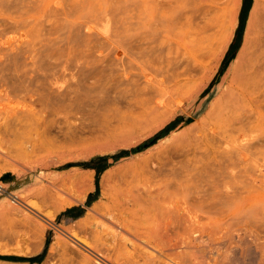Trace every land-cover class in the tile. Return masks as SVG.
<instances>
[{"label":"rangeland","instance_id":"1","mask_svg":"<svg viewBox=\"0 0 264 264\" xmlns=\"http://www.w3.org/2000/svg\"><path fill=\"white\" fill-rule=\"evenodd\" d=\"M225 1L211 0L209 2L210 5L215 3L214 6L221 7ZM234 1L228 0L224 16L220 20L218 16L215 19L211 15L214 18L213 26L207 31L208 33L206 32L207 39L204 38L205 40L201 41L191 37V42L187 38L184 39L189 44L191 54H182L183 47L174 42L169 46L167 43L154 46L155 44L150 42L149 33L155 27V23L160 26L163 13H166L168 17L171 16L174 22L175 17L178 16L177 23L175 22L179 24L178 26L188 18L191 26V2L183 3V0L182 2L181 0H0V254L31 257L41 253L44 247H47L39 263L0 259V264H42L43 262V264H82L83 262L98 264L99 258L112 264L111 262H115L119 255L121 258L117 259H121L119 262L122 264H127L132 256L136 264L149 262V264H167L163 262L165 261L164 252L160 254V257L157 254H153L155 257L152 254L147 256L138 243L137 248L131 249L130 242L126 238L128 236L123 233L125 232L123 230L117 231L116 223L119 225L123 223L127 227L126 230L131 227L130 224H133L138 233L139 230L145 235L154 233L150 235H155V238L151 237V239H157L154 240L158 241L157 247L167 250V254L172 250L175 251L173 254H176L175 246L179 241L178 237L180 239L182 231L191 227L189 225L191 218L187 216L185 210L192 208V210H264V72L260 75L262 79L255 86V95L251 101H231L233 107L237 108L232 107V112L226 111L228 114L231 112L230 120L226 116L228 120L225 118L224 123L219 122V126H214L215 129H205L211 120L207 113L210 102L218 95L220 76L224 74L229 62L234 59L235 52L243 40L253 2V0L242 2L240 16L238 13L240 25L238 28L235 26L234 29L231 18ZM260 2L261 0L252 11V19L254 22L257 21V24L252 21L250 37L264 40V4L261 8ZM221 13L223 12H220V15ZM149 19H151L150 22ZM253 25L256 26L253 27ZM160 34L157 32L154 35L160 37ZM230 38L226 53L216 67L215 74L209 83L202 86L201 78L206 68L214 67L223 45ZM133 55H137L135 57L139 58L138 61H145V64L149 66L153 65L154 70L159 66L156 71L157 78H154L158 82L150 79L151 83H149L150 80L142 83L143 86L140 85V88H137L138 91L141 90V93L136 96L132 94H135L136 90L132 92L129 90L130 93L126 92L119 98L109 96L110 98L103 99L101 96L100 98L85 96L83 90L89 85H98L108 78L111 79L114 73H123L124 71H119L121 67L119 64L127 63L128 65L131 59L135 58ZM72 58L74 62L71 61ZM114 60H117V63ZM261 61L264 64V57ZM188 69L196 70L191 76L187 73ZM123 70L126 71L123 74L136 71L129 70L128 67ZM74 72H76L75 75ZM116 74L112 80L126 78ZM184 77L196 83L181 89L169 103L159 107L150 119L152 120L156 115L160 118L170 113L167 114L170 117L165 124L153 131H148L146 128L139 129L142 125L138 128L135 124L139 112L150 106L151 101L156 97L163 96L164 93L165 95L172 93V90L174 92L182 87L183 83L180 82H183ZM147 82L148 85H144ZM125 83L122 85L125 86ZM178 83H180L179 86ZM129 84L131 83H128V86ZM171 86L176 89L172 88L170 91ZM74 94H77V97L80 94L82 99L76 100ZM94 97L96 99L92 100ZM258 107L260 110H257ZM158 117L156 116L155 119ZM167 124L169 125L164 128ZM161 129L163 130L160 134L163 136L174 130L172 134L176 135V138L183 140L191 138V141L189 140L188 144L176 151L173 149L174 139H160L163 137L161 136L143 150L130 151ZM201 130H204L206 134H201ZM208 132H210L209 135H207ZM241 134L246 135L242 137ZM223 138L231 140H226V144H222ZM224 146H228L226 149H231V152H228L229 150H226ZM217 147L219 150L216 149ZM125 150L127 153L114 157ZM227 154L234 155L231 157L235 158L231 159L227 157ZM99 156L105 157L103 160L108 164L99 174H96L93 168L76 164L95 160ZM69 157H73V160ZM227 158L231 162L235 160L232 164L235 163L236 171L234 167L232 170L228 169L237 176H235L236 179L239 178L235 181L237 183L233 178V185H243V188L239 187L236 198L228 199L225 204H221L218 202L224 198L215 197L218 192L212 190V182L205 175L215 168L212 167L217 160L231 164ZM61 159L65 161L54 166V163ZM44 163L49 166H43ZM70 163L73 165L67 166ZM40 166L47 168H42L47 172V174L44 172L47 176L50 171L61 173L72 166L77 167L78 173L72 175L64 184L58 182L53 186L34 176L42 171ZM224 178L218 183L232 180L228 177ZM90 185L98 190L97 201L101 202L103 208L95 212V216L91 214L93 212H89L88 217L78 221H68L60 216L59 213L63 207L84 198L93 188V186L89 187ZM102 187L105 193L101 191ZM202 190L206 193L203 192L207 198L206 202L200 201ZM211 191L212 193L209 194ZM14 194H18L19 197H15ZM219 194L224 195L222 191ZM43 211L53 213V216L46 218L42 215ZM60 227L66 229L72 227L75 230L73 236L68 233L69 229L64 231L60 230ZM122 227L125 229L124 226ZM55 238H57L56 241H54ZM165 243L168 244L165 246ZM50 244H54V248H50ZM235 247L237 248L238 245L226 251L221 249L217 256V263L240 264L233 259ZM246 247L245 244L240 245L237 251L245 260H249L245 251ZM84 253L91 256L88 261L83 258ZM128 264L131 262L129 261Z\"/></svg>","mask_w":264,"mask_h":264},{"label":"bare ground","instance_id":"2","mask_svg":"<svg viewBox=\"0 0 264 264\" xmlns=\"http://www.w3.org/2000/svg\"><path fill=\"white\" fill-rule=\"evenodd\" d=\"M152 1V0H151ZM183 0V3H190L191 2V26H190V22L188 20V18L184 19L183 22H181L180 26H178L176 23H177V18L178 16L175 17L176 19V23L174 22V20L172 21L173 18H171V16H167L166 13H163V15H161L163 17V19L160 21L159 25L158 26L156 23H155V27L151 29V32L149 33L151 35V43L153 42L155 45L154 46H159L160 43H167V45H171L172 42L176 43V44H180L182 47H183V52L182 54H191V51L189 50V44L186 43L184 41V39H188L189 42H191V37H195L196 39H201L202 40H205L207 39L206 37L208 36L206 34V32L213 26L212 24V21L213 19H217V16H218V20H220L221 17L224 16V11H225V5L228 3V0H226L224 2V5L221 6V7H217V6H214L216 5L215 3H211L210 5V2L211 0ZM210 1V2H209ZM234 1V0H233ZM148 2V1H147ZM182 2V0H181ZM209 2V3H208ZM214 2V1H213ZM232 2V1H231ZM230 4H233L231 3ZM241 2L242 0H235L234 3H235V6H234V10L232 11L233 14L231 15V18L233 20V25H234V29H235V26L237 24V20H238V13H239V9H240V6H241ZM146 3V2H145ZM170 3V2H168ZM257 3H259V0H253L252 2V5H251V12L249 13V16L247 18V24H246V28H245V32H244V37H243V40L240 44V46L238 47V49L236 50L235 52V55H234V59L231 60L228 64V66H226L225 70H224V74H222V76H220V79H219V82H218V88H219V92H218V95L215 96L211 102H210V106H209V109L207 111L208 115L211 117V120L208 124V126L205 128V129H210L213 130L214 126L218 125L219 122H225L227 117L228 119L230 120V117L229 114L232 112L231 110L234 108L236 109L235 107H233L231 101L235 100V101H238V100H246V101H251V99L253 98V96L255 95V86L257 84V82L259 80H261L262 78L260 77V75H262L261 73L264 72V64L262 63L261 59L264 57V40H260L259 38H254V37H250V28H251V24H253V19H252V11H254L255 7L257 6ZM261 8H263V4H264V1L261 0ZM155 5V4H154ZM170 5V4H169ZM179 4H177L178 6ZM182 5V4H181ZM180 5V7H181ZM213 5V6H212ZM176 6V7H177ZM231 6V5H230ZM263 6V7H262ZM156 7V5H155ZM168 7V5H167ZM174 7V6H173ZM172 7V8H173ZM179 8V7H178ZM228 8L229 5H228ZM181 9V8H180ZM147 10V9H146ZM157 10V8H156ZM155 10V11H156ZM172 10V9H171ZM227 10V9H226ZM174 11V10H172ZM185 12V11H184ZM220 12H223L221 13L220 15ZM187 13V12H186ZM184 13V14H186ZM230 13V11L228 12ZM171 14V13H169ZM181 14V13H180ZM183 14V13H182ZM213 15V17L211 16ZM72 16V15H71ZM153 16V15H152ZM160 16V18H161ZM182 17V16H181ZM185 17V16H184ZM72 18V17H71ZM70 18V19H71ZM152 18V17H151ZM159 18V17H158ZM179 18V17H178ZM84 19V18H83ZM153 19V18H152ZM73 20V19H72ZM182 20V19H181ZM151 21V19H149V22ZM159 21V20H158ZM179 21V20H178ZM253 21V22H252ZM153 22V21H152ZM151 22V23H152ZM219 22V21H218ZM257 22V21H256ZM254 22V23H256ZM179 23V22H178ZM154 24V23H153ZM257 24V23H256ZM75 25V24H74ZM87 25V24H86ZM140 25V24H139ZM88 26V25H87ZM158 26V27H157ZM189 26L191 27L190 30H189ZM256 26V25H255ZM253 25V27H255ZM73 27V26H72ZM152 27V25L150 26ZM260 28V27H259ZM233 30V29H232ZM255 30V29H254ZM257 30V29H256ZM234 31V30H233ZM253 31V30H251ZM258 31H260L258 29ZM121 32V31H120ZM154 32V33H153ZM161 33L160 34V37H156L154 34L155 33ZM208 33V32H207ZM233 35V34H232ZM258 35V34H256ZM132 37V36H131ZM259 37V36H258ZM113 38V37H112ZM205 38V39H204ZM250 38H254L253 40H251ZM147 40V39H146ZM149 40V38H148ZM231 38L228 39V41H226V43L223 45V49L220 53V56L217 57L218 60L216 62V64L214 65L213 68L211 69H207L206 68V72L205 74L203 75V77L201 78V84L202 86L209 83V81L211 80V77L213 76V74H215V69L216 67L218 66L219 62L221 61V59L223 58L224 54L226 53V50L228 48V45H229V42H230ZM33 42V41H32ZM149 42V41H148ZM21 43V42H20ZM146 43V42H145ZM33 44V43H32ZM147 44V43H146ZM9 45V44H8ZM153 45V44H152ZM31 47V46H30ZM137 47V46H136ZM162 48V47H161ZM118 49V48H117ZM164 49V48H163ZM175 49V48H174ZM173 49V50H174ZM157 50V49H156ZM166 51V49H164ZM163 50V51H164ZM5 51V50H4ZM27 51V50H26ZM149 51V50H148ZM169 51V49H168ZM39 52V50H38ZM116 52V51H115ZM153 52V51H152ZM13 53V52H12ZM19 53V52H18ZM37 53V52H36ZM149 53V52H148ZM147 53V54H148ZM173 53V52H172ZM176 53V52H175ZM174 53V54H175ZM14 54V53H13ZM41 54V53H40ZM124 54V53H123ZM168 54L165 53V55ZM170 54V53H169ZM174 54H171V55H174ZM122 55V54H121ZM120 56V55H119ZM137 56V55H135ZM133 55V57H135ZM6 57V56H5ZM11 57V56H10ZM153 57V56H152ZM158 57V56H157ZM168 57V55H166V58ZM12 59V58H11ZM15 59V58H14ZM78 59V58H77ZM76 59V60H77ZM85 59V58H84ZM103 59V58H102ZM139 58H132L131 59V62L127 63L126 64H119L121 65L119 71H124L126 72L125 68H129V70H136L135 72H128V73H117V74H121L123 75L124 77V80H119V79H113L112 80V77L114 76V73L113 76H111L110 78L111 79H107L101 83H99L98 85H92L83 90L85 91V96L86 97H93V96H98V98H100L99 96H101L103 99H105V97H109V96H112L113 98H119V97H122L123 95H125L126 92L130 93V91H134V93H132L133 95L136 96V94L138 95V93L140 94L141 93V90L138 91L139 89H137L140 85H142V83H145L146 81L150 80V79H153V81H156V79L154 78H157V69L159 68V66H157L158 68L156 69V67H154L156 70L153 69V65L149 66L147 64H145L146 62H142V61H138ZM149 59V58H148ZM153 59V58H152ZM155 59H158V58H155ZM160 59V58H159ZM232 59V58H231ZM75 60V59H74ZM86 60V59H85ZM123 60V59H122ZM129 60H130V57H129ZM128 60V62H129ZM68 61V60H67ZM73 61V58L72 60ZM98 61V60H97ZM102 60H100L101 62ZM111 61V60H110ZM115 61V60H114ZM117 61V60H116ZM115 61V62H116ZM162 61V59H161ZM74 62V61H73ZM91 62V61H90ZM113 62V61H112ZM127 62V61H125ZM117 63V62H116ZM89 64V63H88ZM110 64V62L108 63ZM46 65V64H45ZM61 65V64H60ZM112 65V64H111ZM123 65V66H122ZM127 67H126V66ZM48 66V65H47ZM55 66V65H53ZM66 66V65H65ZM80 66V64H79ZM113 66L114 63H113ZM125 66V67H124ZM213 66V64H212ZM57 67V66H56ZM64 67V66H63ZM69 67V66H68ZM67 67V68H68ZM116 67H117V64H116ZM119 67V66H118ZM124 67V68H123ZM47 68V67H46ZM53 68V67H52ZM55 68V67H54ZM65 68V67H64ZM78 68V67H77ZM82 68V66H81ZM3 69V68H2ZM113 69V68H112ZM115 69H118V68H115ZM61 70V69H60ZM83 70V69H82ZM196 69H188L187 73L188 75L191 74V76L193 75V72L195 71ZM3 71V70H2ZM1 71V72H2ZM6 71V70H5ZM118 71V70H116ZM85 72V71H83ZM161 72V71H160ZM71 73V72H70ZM76 72H74V75H75ZM1 74V73H0ZM42 74H44L42 72ZM55 74V73H54ZM116 74V75H117ZM7 75V74H6ZM62 75V74H61ZM65 75V74H64ZM63 75V76H64ZM70 75V74H69ZM115 75V76H116ZM1 76V75H0ZM4 76V75H3ZM40 76V75H39ZM60 77V75H58ZM73 76V74L71 75ZM70 76V77H71ZM122 76V77H123ZM156 76V77H155ZM6 77V76H5ZM80 77V76H79ZM132 77H136L134 79H132ZM11 78V77H10ZM39 78V77H38ZM114 78V77H113ZM134 82V84H132L133 82H131V80ZM6 79V78H5ZM8 79V78H7ZM6 79V80H7ZM46 79V78H45ZM50 79V78H49ZM57 79V78H55ZM85 79V78H84ZM9 80V79H8ZM71 79H69L70 81ZM125 80H128V81H125ZM176 80V79H175ZM79 81V80H78ZM92 81V80H91ZM181 81V80H180ZM3 82V81H2ZM94 82V81H93ZM126 82L123 86L122 84ZM158 82V81H156ZM155 82V83H156ZM54 83V82H53ZM80 83V82H79ZM97 83V82H96ZM128 83H131L129 84L128 86ZM151 83V80L150 82ZM180 83H183L180 87V88H175V87H178ZM180 83H178V86H175L177 85V83L174 85L175 87H170V91L171 89H176L174 92L172 90V93H164L163 96H160V97H156L154 100H152L151 102V105L148 106L147 108H143L141 112H139V116L136 117L137 119L135 120V124H137L138 128L140 125H142L141 128L139 129H148V131H153L155 129H158L160 128L161 126H163L165 124V122L167 121V119L170 117L168 116L170 113H167L166 116L164 115V117H158V115H156L158 118L155 119L156 116H154V118L152 120H150L154 114L155 111H157L159 109V107H162V106H165L167 103L170 102V100L172 99L173 96H175L179 91H181V89L183 88H187V87H191L193 86L196 82H192L191 80H189L187 77H184V80L183 82L181 81ZM56 85L58 86V84L56 83ZM84 85V84H83ZM131 85V86H130ZM144 85H148V82L147 84H144ZM81 86V85H80ZM143 86V85H142ZM141 86V87H142ZM159 86V85H158ZM67 87V85L65 86ZM69 87V86H68ZM87 87V85H86ZM150 87V85H149ZM60 88V87H58ZM140 88V87H139ZM142 88H145V87H142ZM141 88V89H142ZM84 89V88H83ZM151 89V88H150ZM149 89V90H150ZM169 89V88H167ZM166 89V90H167ZM264 89V88H263ZM73 90V89H72ZM80 90H82L80 88ZM130 90V91H129ZM165 90V92H167ZM144 91V90H142ZM155 91V90H154ZM261 91V90H260ZM150 92V91H149ZM161 92V91H160ZM144 94V92H142ZM151 93V92H150ZM159 94V93H158ZM75 95V94H74ZM83 95V94H82ZM131 95V94H130ZM129 95V96H130ZM132 95V96H133ZM153 95V94H152ZM162 95V94H160ZM34 96V95H33ZM78 95L76 94L75 95V98L76 100H80L82 99V97H80V94H79V97H77ZM141 96V95H140ZM151 96V94H150ZM155 96V94H154ZM97 98V99H98ZM110 98V97H109ZM89 99V98H88ZM91 99V98H90ZM95 100L96 97L92 98V100ZM107 99V98H106ZM101 100V99H99ZM118 100V99H117ZM261 99H259L260 101ZM82 101V100H81ZM103 101V100H102ZM109 101V100H108ZM143 101V100H142ZM141 101V102H142ZM149 101V100H148ZM263 102V100H262ZM98 103V102H97ZM228 103V104H227ZM109 104V103H108ZM117 104V102H116ZM144 104V103H143ZM100 105V104H99ZM149 105V104H148ZM262 106V105H261ZM81 107V106H80ZM233 107V108H232ZM97 108V107H96ZM100 108V107H99ZM176 108V107H175ZM173 108V109H175ZM27 109V108H26ZM171 109V111L173 110ZM254 109V108H253ZM260 110V108L258 107L257 110ZM31 110V109H30ZM231 111L229 114L226 113V111ZM160 111V110H159ZM175 111V110H174ZM173 111V112H174ZM236 111V110H235ZM235 111L233 112V114L235 113ZM263 111V110H262ZM170 112V111H169ZM141 113V114H140ZM258 113V112H257ZM173 114V113H171ZM232 114V116H233ZM264 114V113H263ZM262 114V115H263ZM172 116V115H171ZM221 116V118H220ZM227 116V117H226ZM263 117V116H262ZM132 118V119H133ZM226 118V119H225ZM223 119V120H221ZM225 119V120H224ZM227 119V120H228ZM239 119V118H238ZM256 119V118H255ZM131 121V120H130ZM124 122V121H123ZM133 122V121H132ZM223 122V123H224ZM244 122V121H243ZM222 123V124H223ZM139 124V125H138ZM220 124V123H219ZM221 124V125H222ZM220 125V126H221ZM219 126V125H218ZM136 127V126H135ZM131 128V127H130ZM133 128V127H132ZM131 128V129H132ZM216 128V127H215ZM214 128V129H215ZM218 129V128H217ZM245 129V127H244ZM208 131V130H207ZM253 131V130H252ZM174 132V130H171L169 133H167L166 135H164L163 137H161L160 139H165V140H168V139H174V141L172 142L174 145H173V149H179V148H183L186 144H188V142H190L191 138L190 139H187V140H183V139H180L179 137L176 138V135L172 134ZM201 134H206L204 132V130H201L200 131ZM210 132L207 133V135H209ZM224 133V132H223ZM237 133V132H236ZM244 133V132H243ZM248 133V132H247ZM250 133V132H249ZM223 137H224V134H222ZM238 135V134H237ZM246 135V134H244ZM244 135L241 134V136L243 137ZM201 136V135H200ZM202 137V136H201ZM204 137V136H203ZM245 137V136H244ZM228 138V137H227ZM176 139V140H175ZM208 139V138H207ZM223 138L222 140V144H226V140ZM235 139V138H234ZM239 139V138H238ZM242 139V138H241ZM190 140V141H189ZM203 140V139H202ZM229 140V139H228ZM227 140V141H228ZM231 140V139H230ZM229 140V141H230ZM236 140V139H235ZM234 140V141H235ZM246 140V139H245ZM221 141V140H220ZM240 141V139L238 140ZM206 142V141H204ZM233 142V141H232ZM237 142V141H236ZM208 143V142H207ZM235 143V142H233ZM228 144V143H227ZM238 144V143H237ZM244 144V143H243ZM210 145V144H209ZM213 145V144H212ZM211 145V146H212ZM245 145V144H244ZM222 146V145H221ZM230 146V145H229ZM219 147V146H218ZM216 148L219 150V148ZM225 147V146H224ZM228 147V146H226ZM225 147V149H226ZM244 147V146H243ZM249 147V146H248ZM250 148V147H249ZM225 149L223 150L224 153H225ZM226 150H229L228 148ZM231 150V149H230ZM228 151V152H231V151ZM177 151V150H176ZM235 151V149H234ZM244 151V150H242ZM248 151V149H247ZM250 151V150H249ZM211 152V151H210ZM227 152V153H228ZM246 152V150L244 151ZM251 152V151H250ZM223 153V154H224ZM234 153V152H233ZM216 154V153H215ZM217 154H220V153H217ZM237 154V153H236ZM228 155V154H227ZM250 155V154H249ZM259 155V154H258ZM232 156V155H231ZM231 156H227L231 159H234L232 158ZM252 156V155H251ZM76 157V156H75ZM238 157V156H237ZM263 157V156H262ZM73 157H69V159H72ZM223 158V157H221ZM220 158V159H221ZM226 157H224V160ZM227 158V160L229 159ZM264 158V157H263ZM248 159V158H247ZM250 159V158H249ZM257 159V158H256ZM67 160V159H66ZM73 160V159H72ZM250 160H253V159H250ZM63 161H65V159H61V160H58L57 162L54 163V166L56 165H59L60 163H63ZM212 161V160H211ZM223 161V160H222ZM222 161H218L216 162V164H214V166L212 168H214L213 170L210 171L209 174L206 173L205 177L207 178H210L209 180L212 182V187H213V191L215 190V192L217 191L218 194L217 196L215 197H218V198H224L223 200H219L218 203H221V204H225L228 199L232 200V198H236V195H238V191L243 188L242 186H236L235 184L233 185V183L235 181H237V178L236 179V175L232 174L231 173V170L233 169L234 167V170L236 171L235 169V166L234 164H232V161L229 159L228 161L231 162L230 163H225V162H222ZM246 161V160H245ZM244 161V162H245ZM248 161V160H247ZM257 161V160H255ZM227 162V161H226ZM242 162V161H241ZM243 162V163H244ZM215 163V162H214ZM249 163V162H248ZM246 163V164H248ZM260 163V162H259ZM261 165V164H260ZM43 166H49V165H45V163L43 164ZM53 166V165H52ZM249 166V165H248ZM251 166V165H250ZM255 166V165H254ZM262 166V165H261ZM180 167H181V164H180ZM239 167V166H238ZM244 167V166H243ZM247 167V166H245ZM257 167V166H256ZM41 168V166L39 167ZM42 168H46V167H42ZM41 168V170H42ZM173 168V167H172ZM237 168V167H236ZM249 168V167H248ZM47 169V168H46ZM228 169H231L230 171ZM252 169V168H251ZM37 169H35L36 171ZM39 170V171H41ZM45 169H43L41 172H38L37 175H34V176H37V178H39L40 180H42V182L44 183H48V184H51V185H55V183L59 184L60 183H65L67 180H69V178L74 175V174H77V167H70L68 169H66V171H63L60 173L59 172H53V171H50L47 175H45V173L47 174V172L44 171ZM80 170V169H79ZM185 170V169H184ZM261 170V169H260ZM246 171V170H245ZM45 172V173H44ZM248 173L250 171H247ZM246 172V173H247ZM261 172V171H260ZM225 173V174H224ZM237 173V172H236ZM252 172H250L251 174ZM93 174V173H92ZM173 174V173H171ZM229 174V175H228ZM263 174V173H262ZM238 175V174H237ZM259 175V173H258ZM257 175V176H258ZM77 176V175H75ZM74 176V177H75ZM82 176V175H81ZM104 176V175H103ZM236 176V177H235ZM245 176V175H244ZM263 176V175H261ZM79 177V176H78ZM190 177V176H188ZM192 177V176H191ZM224 177H228V178H231L232 180L231 181H223L221 184L218 183L220 181V179H225ZM250 177V176H249ZM233 178L236 179L234 180L233 182ZM249 179V178H248ZM255 179V178H254ZM78 180V179H77ZM208 180V179H207ZM245 180V179H244ZM259 180V178H258ZM240 181V180H239ZM264 181V180H263ZM230 182V183H229ZM232 182V184H231ZM253 182V181H252ZM256 182V181H255ZM254 182V184H255ZM258 182V181H257ZM237 183V182H235ZM251 183V182H250ZM240 183H238L239 185ZM264 184V183H263ZM262 183H260V185H263ZM102 185V184H101ZM93 185H90L89 187H91ZM249 186V185H248ZM253 186V185H252ZM198 187V186H196ZM211 187V188H212ZM240 187V189H239ZM246 187V186H244ZM254 187V186H253ZM55 188V187H54ZM250 190H252L251 186L249 187ZM239 189V190H238ZM255 189V188H254ZM199 190V189H198ZM101 191L105 193L104 191V188L102 187L101 188ZM222 191L224 193V195L222 194H219V192ZM197 192V191H196ZM201 192V191H200ZM204 191L202 190V195L200 196V201L201 202H206L207 198L205 197V194L203 193ZM213 192V193H215ZM263 192V191H262ZM198 193V192H197ZM211 192H209V194H211ZM216 194H213V195H216ZM208 195V194H207ZM15 197H19L18 194H14ZM209 197V196H208ZM213 197V196H212ZM239 197V196H238ZM199 198V197H198ZM238 199V198H237ZM14 200V199H13ZM24 201V200H22ZM211 201V200H210ZM235 202V200H234ZM233 202V203H234ZM217 203V202H216ZM236 203V202H235ZM257 203V202H256ZM25 204V202H24ZM29 204V203H28ZM33 205L35 206L34 204H30V206ZM218 205V204H217ZM237 205V204H236ZM197 206V205H196ZM219 206V205H218ZM36 207V206H35ZM192 207V206H191ZM101 208H103V206H101V202L97 201V202H94L91 206L88 207V211L86 212L85 216H83L82 218L80 219H83V218H86L90 215L89 212H93L91 214H93V216H95V212H98L99 210H101ZM223 208V207H222ZM38 209V208H37ZM193 209V208H192ZM185 210V212L188 214L187 216H189L191 218V227L189 226L188 229H186L184 232L182 231V234H180V239L178 237V242L175 245V250L177 251L176 254H173L175 253V251L173 252L172 249H168V250H172V251H169L168 254H167V250L164 251V249L162 250L161 248L157 247L158 245V241H154V240H157V239H154L153 238L151 239V237H154L155 238V235L152 236V235H145L144 233V230H143V233L142 232L140 233V230H139V233L137 232V229H135L133 226V224H130L131 227L128 228L126 230V226L123 224V223H120L122 226L125 227V229L119 225L118 223H116V229L118 231V229L120 231H125L123 233H125L128 237V240L130 242V247L131 249H135L137 243L138 245L140 244L141 246L139 247H142L141 249H144V251L147 253V256L149 254H157L159 255L160 257V254L162 255L163 252H164V260L163 261L164 263L166 262L167 264H219L217 263V256L219 255V252L220 250L222 249H225L224 251H226L227 249L231 248V247H234L236 245H238V247H240V245H247L246 247V254L249 256L248 259L249 260H245V258L240 255L238 253V247L235 249L233 248L234 250V253H233V259L239 261L240 264H264V210ZM204 209V208H203ZM228 209V207H227ZM233 209V207L231 208ZM38 211V210H37ZM42 211V210H41ZM140 211V210H139ZM143 211V210H142ZM148 211V210H147ZM17 212V210H16ZM28 212V211H27ZM40 212V211H39ZM171 213H174L173 211H170ZM184 212V213H185ZM42 214L44 217L46 218H49L51 216H53V213H48V212H45L43 211ZM167 213V212H165ZM178 213V212H177ZM20 214V213H19ZM175 214V213H174ZM30 215V214H29ZM147 215V214H146ZM178 215V214H177ZM28 216V214H27ZM182 216V215H181ZM185 217V215H183ZM182 216V217H183ZM29 217V216H28ZM169 217V216H168ZM174 217V215H173ZM30 218V217H29ZM140 218V217H139ZM188 218V217H186ZM189 218V219H190ZM176 219V218H175ZM79 220V219H78ZM77 220V221H78ZM131 221H132V218H131ZM188 221V220H187ZM140 222V221H139ZM115 223V222H114ZM111 224V223H110ZM113 224V223H112ZM144 224V223H143ZM114 225V224H113ZM137 225V224H136ZM133 226V227H132ZM115 227V226H114ZM175 227V226H174ZM61 229L60 230H64V231H67L69 229V232L70 235L73 236L74 234V229H72V227L66 229L65 227H60ZM138 228V227H137ZM156 228V227H155ZM169 228V227H168ZM187 228V227H186ZM158 229V228H157ZM71 231V232H70ZM116 231V232H117ZM142 231V230H141ZM156 232V230H155ZM168 232V231H167ZM122 233V232H121ZM147 233V232H146ZM164 233V232H163ZM154 234V233H152ZM169 234V233H168ZM59 235V234H58ZM163 235V234H162ZM167 235V234H165ZM61 236V235H60ZM76 236V235H75ZM123 236V234H122ZM161 236V235H160ZM56 237V236H55ZM64 237V236H63ZM164 237V236H163ZM163 237H160V238H163ZM166 237V236H165ZM169 237V236H168ZM174 237V236H173ZM158 238V239H160ZM170 238V237H169ZM57 238H55L54 241H56ZM58 241V240H57ZM170 241V240H169ZM125 242V241H124ZM163 242V241H162ZM165 242V241H164ZM55 243V242H54ZM61 243V241H60ZM157 243V244H156ZM161 243V241H160ZM176 243V241L174 242ZM57 245L58 242H56ZM126 244V243H125ZM166 244L168 243H165V246ZM50 248H54V244H50ZM137 245V246H138ZM162 245V244H161ZM88 246V245H87ZM164 246V247H165ZM172 246V248L174 249V247ZM126 247V246H124ZM163 247V248H164ZM169 247V246H168ZM49 248V247H48ZM49 248V249H50ZM59 248H60V245H59ZM62 248V247H61ZM90 248V247H89ZM137 248V247H136ZM170 248V247H169ZM177 248V249H176ZM140 249V248H139ZM137 250V249H136ZM130 251V249H129ZM141 251V250H140ZM138 251V252H140ZM143 251V252H144ZM122 252V251H121ZM135 252V251H134ZM166 252V254H165ZM172 252V253H171ZM109 253V251L107 252V254ZM145 253V254H146ZM171 253V254H170ZM85 254V255H84ZM82 254L83 255V258L84 259H88L91 257L90 255H88L87 253H84ZM104 254V253H103ZM125 254V253H124ZM130 254V253H129ZM133 254V252H132ZM142 254V253H141ZM140 254V255H141ZM153 255V257H155ZM104 256V255H103ZM122 256V255H121ZM129 255H127L128 257ZM132 256V255H131ZM130 256V257H131ZM137 256V255H136ZM142 256V255H141ZM145 256V255H144ZM99 257V256H97ZM123 258H125L124 256H122ZM143 257V256H142ZM151 258V255L149 256ZM157 257V256H156ZM49 258V257H48ZM108 258V257H107ZM117 258H121L120 255L119 257L117 256ZM115 260V262H111L112 264H122V262L120 263L119 260L121 259H117ZM133 256L131 257V260L129 259V261L133 262ZM158 258V257H157ZM163 258V257H162ZM101 258L98 259V264H108L105 262V260L103 261L102 259L100 260ZM127 259V260H128ZM144 259V257H143ZM146 259V258H145ZM148 259V258H147ZM155 259V258H154ZM49 260V259H48ZM108 260V259H107ZM118 260V261H117ZM163 260V259H162ZM51 261V260H50ZM128 261V263H129ZM145 261V260H143ZM152 261V260H151ZM160 261V260H158ZM108 262V261H107ZM110 262V261H109ZM44 263V262H43ZM42 263V264H43ZM85 264V262H83ZM82 263V264H83ZM127 263V264H128ZM150 263V262H149ZM148 263V264H149ZM126 264V263H125ZM133 264H136L135 261L133 262ZM162 264V263H161Z\"/></svg>","mask_w":264,"mask_h":264},{"label":"trees","instance_id":"3","mask_svg":"<svg viewBox=\"0 0 264 264\" xmlns=\"http://www.w3.org/2000/svg\"><path fill=\"white\" fill-rule=\"evenodd\" d=\"M170 124V123H169ZM169 124H167L164 128H166ZM163 128V129H164ZM161 129L160 131H158L157 133H155L153 136H151L150 138H148L147 140H145L144 142H142L141 144H139L137 147L132 148L133 152L136 151H140L145 149L146 147H148L149 145L153 144L154 142H156V140L163 136L162 134H160V132L163 130ZM127 153V150L125 151H121L120 153L116 154L114 157L122 155ZM105 159V157L103 156H99L97 157L95 160H91V161H87V162H79L76 164L79 165H83L85 167H89V168H93L96 171V174H99L102 170H104L108 164L103 160ZM95 161H102L101 163H96ZM73 165L72 163L68 164L67 166ZM46 246L44 247L43 251L35 256H31V257H26V256H19V255H6V254H0V259H5L7 261H15V262H41L45 253H46Z\"/></svg>","mask_w":264,"mask_h":264},{"label":"crops","instance_id":"4","mask_svg":"<svg viewBox=\"0 0 264 264\" xmlns=\"http://www.w3.org/2000/svg\"><path fill=\"white\" fill-rule=\"evenodd\" d=\"M242 2H244V0H242ZM242 2L239 10V16L242 9ZM239 25L240 20L238 18L236 27L238 28ZM97 195L98 190L93 186V188H91V190L79 202L63 207L61 209L62 211L59 213L60 216H63V218L68 221H75L80 219V217L82 218L83 216H85L88 207L91 206L94 202H97Z\"/></svg>","mask_w":264,"mask_h":264}]
</instances>
